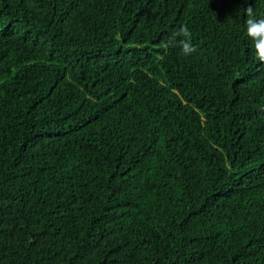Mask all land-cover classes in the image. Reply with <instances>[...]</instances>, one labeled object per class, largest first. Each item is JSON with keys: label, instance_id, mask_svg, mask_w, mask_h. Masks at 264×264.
I'll return each instance as SVG.
<instances>
[{"label": "trees", "instance_id": "16d2710c", "mask_svg": "<svg viewBox=\"0 0 264 264\" xmlns=\"http://www.w3.org/2000/svg\"><path fill=\"white\" fill-rule=\"evenodd\" d=\"M249 6L0 0V264H264Z\"/></svg>", "mask_w": 264, "mask_h": 264}, {"label": "clouds", "instance_id": "9594fccd", "mask_svg": "<svg viewBox=\"0 0 264 264\" xmlns=\"http://www.w3.org/2000/svg\"><path fill=\"white\" fill-rule=\"evenodd\" d=\"M244 12L247 17L246 33L252 41L255 57L260 62H264V18H257L251 6L244 9ZM191 35L189 28L184 25L163 44V47L167 48L178 43L184 55H191L196 51L191 43ZM177 37H182V39L177 40Z\"/></svg>", "mask_w": 264, "mask_h": 264}]
</instances>
